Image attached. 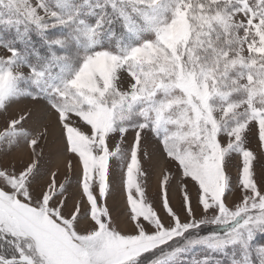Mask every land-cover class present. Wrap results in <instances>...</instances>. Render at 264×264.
Listing matches in <instances>:
<instances>
[{
	"label": "snow or ice",
	"instance_id": "obj_1",
	"mask_svg": "<svg viewBox=\"0 0 264 264\" xmlns=\"http://www.w3.org/2000/svg\"><path fill=\"white\" fill-rule=\"evenodd\" d=\"M0 50V264H264V0H0Z\"/></svg>",
	"mask_w": 264,
	"mask_h": 264
},
{
	"label": "rangeland",
	"instance_id": "obj_2",
	"mask_svg": "<svg viewBox=\"0 0 264 264\" xmlns=\"http://www.w3.org/2000/svg\"><path fill=\"white\" fill-rule=\"evenodd\" d=\"M5 53L3 52V50H0V55H4ZM0 120H2V117H0ZM129 138H131V134H129ZM235 164L236 162L233 161V166L230 167V173L231 175L233 176V179L235 180L236 177H237V170H236V167H235ZM260 171V166L257 165V172L259 173ZM155 186H153L154 188ZM239 198V192H237L234 196H233V199H238Z\"/></svg>",
	"mask_w": 264,
	"mask_h": 264
}]
</instances>
